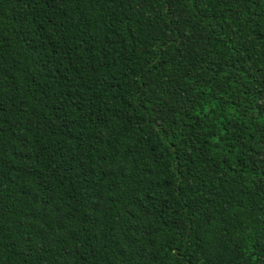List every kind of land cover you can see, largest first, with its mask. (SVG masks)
<instances>
[{
  "label": "trees",
  "instance_id": "1",
  "mask_svg": "<svg viewBox=\"0 0 264 264\" xmlns=\"http://www.w3.org/2000/svg\"><path fill=\"white\" fill-rule=\"evenodd\" d=\"M0 264H264V0H0Z\"/></svg>",
  "mask_w": 264,
  "mask_h": 264
}]
</instances>
